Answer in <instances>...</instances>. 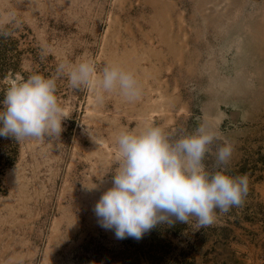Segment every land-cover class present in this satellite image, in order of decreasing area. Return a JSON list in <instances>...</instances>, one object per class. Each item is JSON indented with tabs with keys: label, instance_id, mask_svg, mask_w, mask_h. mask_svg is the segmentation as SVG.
I'll return each mask as SVG.
<instances>
[{
	"label": "rangeland",
	"instance_id": "obj_1",
	"mask_svg": "<svg viewBox=\"0 0 264 264\" xmlns=\"http://www.w3.org/2000/svg\"><path fill=\"white\" fill-rule=\"evenodd\" d=\"M0 32V101L10 75L56 77L85 59L97 76L131 71L141 88L136 101L113 91L97 103L99 89L61 75L60 136H0V264H264V0H0ZM146 125L172 141L214 132L209 171L231 143L243 204L207 228L177 221L138 240L101 227L94 207L112 186L117 137Z\"/></svg>",
	"mask_w": 264,
	"mask_h": 264
},
{
	"label": "clouds",
	"instance_id": "obj_2",
	"mask_svg": "<svg viewBox=\"0 0 264 264\" xmlns=\"http://www.w3.org/2000/svg\"><path fill=\"white\" fill-rule=\"evenodd\" d=\"M0 35L6 37L8 33ZM65 74L73 89H99L97 103L103 101V93L113 91L129 102L141 97V88L131 71L109 64L97 76L90 59L60 63L56 77L10 75L0 101V136L17 141L58 138L62 121L68 116L55 95L56 79ZM91 138L95 143L102 142ZM214 139L216 134L203 126L175 141L155 125L121 131L116 140L118 166L112 174V186L94 207L100 226L113 229L118 239L138 240L160 224L172 226L177 221L195 230L207 228L215 223L217 212L226 214L240 207L248 192V177L229 174L233 145L228 142L216 153L219 170H208L204 160Z\"/></svg>",
	"mask_w": 264,
	"mask_h": 264
},
{
	"label": "trees",
	"instance_id": "obj_3",
	"mask_svg": "<svg viewBox=\"0 0 264 264\" xmlns=\"http://www.w3.org/2000/svg\"><path fill=\"white\" fill-rule=\"evenodd\" d=\"M0 67H1V66H0ZM1 106H2V105H0V111H2V110H3V108H1ZM6 161L8 162V159H7Z\"/></svg>",
	"mask_w": 264,
	"mask_h": 264
}]
</instances>
